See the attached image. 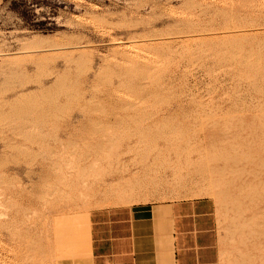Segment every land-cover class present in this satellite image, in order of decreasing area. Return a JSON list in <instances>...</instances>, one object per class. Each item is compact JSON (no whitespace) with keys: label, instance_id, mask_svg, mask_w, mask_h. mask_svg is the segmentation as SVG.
I'll return each mask as SVG.
<instances>
[{"label":"rangeland","instance_id":"1","mask_svg":"<svg viewBox=\"0 0 264 264\" xmlns=\"http://www.w3.org/2000/svg\"><path fill=\"white\" fill-rule=\"evenodd\" d=\"M263 125L264 0H0V264H87L60 214L166 201L204 207L223 264H264Z\"/></svg>","mask_w":264,"mask_h":264},{"label":"crops","instance_id":"2","mask_svg":"<svg viewBox=\"0 0 264 264\" xmlns=\"http://www.w3.org/2000/svg\"><path fill=\"white\" fill-rule=\"evenodd\" d=\"M204 212L170 201L96 209L87 264H222L216 223L196 219Z\"/></svg>","mask_w":264,"mask_h":264},{"label":"bare ground","instance_id":"3","mask_svg":"<svg viewBox=\"0 0 264 264\" xmlns=\"http://www.w3.org/2000/svg\"><path fill=\"white\" fill-rule=\"evenodd\" d=\"M222 32H223V31H222ZM154 35H155V34H154ZM231 35H232V34H231ZM226 37H227V36H226ZM218 38H219V37H218ZM149 39H150V38H149ZM159 39H160V38H159ZM187 39H188V38H187ZM183 40H184V39H183ZM172 41H173V40H172ZM183 43H184V42H183ZM180 44H181V43H180ZM256 76H257V75H256ZM256 76H255V77H256ZM260 78H261V77H260ZM262 79H263V78H262ZM261 82H262V81H261ZM57 83H58V82H57ZM256 84H257V83H256ZM256 86H257V85H256ZM259 90H260V89H259ZM43 91H44V90H43ZM45 91H48V90H45ZM41 92H42V91H41ZM30 99H31V97H30ZM14 100H15V99H14ZM16 101H17V100H16ZM30 101H31V100H30ZM19 103H20V102H19ZM27 104H28V103H27ZM33 106H34V105H33ZM38 106H39V105H38ZM40 107H41V106H40ZM52 108H53V107H52ZM23 109H24V108H23ZM32 109H33V108H32ZM14 111H15V110H14ZM17 111H18V110H17ZM19 115H20V114H19ZM211 119H212V118H211ZM262 123H263V122H262ZM263 126H264V125H263ZM261 132H262V131H261ZM263 133H264V132H263ZM263 133H262V134H263ZM260 134H261V133H260ZM254 135H255V134H254ZM243 138H245V137H243ZM246 138H247V137H246ZM246 138H245V139H246ZM251 138H253V137L251 136ZM247 139H248V138H247ZM253 139H254V138H253ZM259 139H260V138H259ZM262 139H263V138H262ZM241 140H242V139H241ZM257 140H258V139H257ZM188 141H189V140H188ZM249 141H251V140L249 139V140L247 141V144L244 143L245 145H241V146H244V148L242 147L243 149L246 148V145H249V144H248ZM252 141H253V140H252ZM244 142H245V141H244ZM242 143H243V142H242ZM242 143H241V144H242ZM249 143H250V142H249ZM262 143H263V142H262ZM250 144H251V143H250ZM263 144H264V143H263ZM102 145H103V144H102ZM249 146H251V145H249ZM249 146H248V147H249ZM211 147H212V146H211ZM213 147H214V146H213ZM262 147H263V146H262ZM215 148H216V147H215ZM242 148H241V149H242ZM249 148H250V147H249ZM251 149H252V147H251ZM255 149H256V148H255ZM218 150H219V149H218ZM223 150H225V149H223ZM232 150H233V149H232ZM245 150H246V149H245ZM245 150H243V151H242V150H241V151L239 150V151H240V155H243V154H244V155L246 156ZM252 150H254V149H252ZM172 151H173V150H172ZM235 151H236V150H235ZM235 151H234V154L237 153V152L235 153ZM239 151H238V152H239ZM246 151H247V150H246ZM254 151H255V150H254ZM257 151H259V150L257 149ZM220 152H221V151H220ZM223 152H224V151H223ZM232 152H233V151H232ZM243 152H244V153H243ZM249 152H250V150H248V152H247L248 155L250 154ZM255 152H256V151H255ZM255 152H253L254 155H255ZM177 153H178V152H177ZM226 153H227V151H226ZM228 153H229V152H228ZM228 153H227V154H228ZM241 153H242V154H241ZM256 153H257V152H256ZM260 153H261V152H260ZM218 154H219V153H218ZM218 154H217L218 157H219V156L222 157V155H218ZM220 154H222V153H220ZM224 154H225V152H224ZM232 154H233V153H232ZM253 154H252V152H251V155H253ZM228 155H230V154H228ZM256 155H258V154H256ZM256 155H255V157L257 158L258 156H256ZM259 155H260V154H259ZM215 156H216V154H215ZM224 156L226 157V155H224ZM231 156H233V155H231ZM231 156H230V157H231ZM237 156H238V154H236V157H237ZM228 157H229V156H228ZM238 157H239V156H238ZM238 157H237V158H238ZM261 157L264 159V155L261 156ZM239 158H241V157H239ZM239 158H238V161L240 160ZM247 158H248V157H247ZM262 158H261V159L259 158L260 161L262 160ZM223 159H224V158H223ZM242 159H243V156H242ZM242 159H241V160H242ZM245 159H246V158H245ZM248 159H249V158H248ZM248 159H246V160H248ZM252 159L254 160L255 158H253V156H252ZM231 160H232V158H231ZM231 160H229V161L231 162ZM253 160H252V161H253ZM243 161L245 162L244 159H243ZM256 161H258V159H257ZM263 161H264V160H263ZM234 162H236V161L234 160ZM250 163H251V160H250ZM250 163H247V164H250ZM228 164H229V163L227 162V165H228ZM232 164L234 165V164H237V163H233V162H232ZM247 164H245V165H247ZM252 164H253V163H252ZM252 164H251V165H252ZM260 164H262V163H260ZM233 165H232V166H233ZM238 165H239V164H238ZM238 165H237V166H238ZM251 165H250V168H251L250 171H251V170H252V171H255V168H253L254 170L252 169V167H253L254 165H253L252 167H251ZM257 165H258V164H256L255 166H257ZM263 165H264V162H263ZM224 166H225V164H224ZM228 166H229V165H228ZM230 166H231V165H230ZM240 166H241V164L238 166V167H239L238 169H240ZM243 166H244V165H243ZM258 166H262V165H258ZM258 166H257V167H258ZM243 168H245V166L242 167V169H243ZM258 168H259V167H258ZM260 168H262V167H260ZM224 169H225V168H224ZM227 169H228V167H227ZM248 169H249V167H248ZM248 169H247V170H248ZM262 169H264V167H263ZM256 170H257V171H260V169H259V170L256 169ZM218 171H219V170H218ZM250 171H249V174H250ZM252 171H251V172H252ZM257 171H255V172H257ZM262 171H264V170H262ZM233 172H235V171H233ZM233 172H232L231 174H233ZM239 172L243 173L241 169H240V171H238V174H239ZM245 172H246V170H245ZM174 173H176V172H174ZM226 173H227V172H226ZM257 173H260V172H257ZM222 174H224V173H222ZM235 174H237V173L235 172ZM246 174H248V173H246ZM246 174L244 173V175H246ZM249 174H248V175H249ZM251 174H252V173H251ZM251 174H250V175H251ZM253 174H254V173H253ZM260 174H261V173H260ZM262 174H263V173H262ZM248 175H247V176H248ZM254 175H255V174H254ZM256 175H258V174H256ZM256 175H255V177H256ZM237 176H238V175H236V178H237ZM240 176H241V175L239 174V177H240ZM247 176H246V177H247ZM260 176H261V175H259L258 178H254V177H252V178H253V180H255V179H259ZM262 176H264V175H262ZM234 177H235V176H234ZM244 177H245V176H244ZM260 178H262V177H260ZM155 179H156V178H155ZM239 179H240V178H239ZM61 180H62V179H61ZM157 180H158V179H157ZM253 180H252V181H253ZM164 181H165V180H164ZM232 181H233V179H232ZM161 182H162V181H161ZM177 182H178V181H177ZM240 182H242V181H240ZM262 182H263L262 184H264V180H263ZM137 183H138V182H137ZM137 183H136V184H137ZM148 183H149V182H148ZM66 184H67V183H66ZM82 184H85V183H82ZM136 184H135V185H136ZM149 184H150V183H149ZM151 184H152V183H151ZM177 184H179V182H178ZM72 185H73V184H72ZM86 185H87V184H86ZM86 185H84V186H86ZM126 185H127V184H126ZM142 185H143V184H142ZM144 185H145V183H144ZM159 185H160V184H159ZM243 185H244V184H243ZM64 186H66V185H64ZM75 186H76V185H75ZM120 186H121V185H120ZM137 186H140V183H139V185H137ZM147 186H148V185H147ZM149 186H150V185H149ZM152 186H153V185H152ZM154 186H155V185H154ZM244 186H245V185H244ZM88 187H89V186L86 187V191H89V188H88ZM91 187H92L91 189L93 190V184H92ZM116 187H117L116 190H113V189H115V188L110 189V188H109V185H108V188L106 187L107 189H105V192H102V193H104L103 197L105 196V197L107 198V196H108L109 194H114L118 199H120L119 201L121 202V200L124 201V198H125V197L127 198V196L134 194V193H135V192H134L135 190H138L139 188L142 189L141 186L138 187V189H137V188L135 189V188H134V185H133L132 183H130V184L127 186V189H126L125 191H123L125 187H124L123 189H121L119 186H116ZM135 187H136V186H135ZM145 187H146V186H145ZM150 187H151V186H150ZM175 187H176V186H175ZM224 187H225V186H223V188H224ZM74 188H75V187H74ZM96 188H97V187H96ZM99 188H100V187H99ZM104 188H105V187H104ZM111 188H112V187H111ZM154 188H155V187H154ZM240 188H242V187L240 186ZM244 188H245V187H243V189H244ZM247 188H248V187H247ZM254 188H255V186H254L252 189H254ZM94 189H95V187H94ZM134 189H135V190H134ZM144 189H145V188H144ZM226 189H228V188H226ZM252 189H251V190H252ZM260 189H261V191L263 190L261 187H260ZM92 190H90V191H92ZM96 190L98 191V189H96ZM99 190H101V189H99ZM254 190H255V189H254ZM86 191H85V192H86ZM90 191L87 192V193H90ZM93 191H94V190H93ZM93 191H92V192H93ZM101 191H104L103 188H102ZM101 191H100V192H101ZM122 191H123V192H122ZM258 191H259V190H258ZM60 192H61V191H60ZM71 192H72V190H71ZM71 192H70V193H71ZM79 192H80V191H79ZM83 192H84V191H83ZM85 192H84V193H85ZM227 192L229 193L230 191H227V190H226L225 193H227ZM235 192H236V190H235ZM87 193H85V194H87ZM94 193H95V192H94ZM94 193H92V194H94ZM221 193H224V192L222 191ZM244 193H245V192H244ZM66 194H67V193H66ZM66 194H65V195H66ZM72 194H73V193H72ZM81 194H82V193H81ZM97 194H98V192H96L95 196H96ZM207 194H210V195H211V193H207ZM215 194H216V193H215ZM241 194H242V193H241ZM46 195H47V194H46ZM69 195H70V194H69ZM79 195H80V193H79ZM98 195H99V194H98ZM219 195H220V194H219ZM238 195H239V194H238ZM238 195H237V196H238ZM242 195L244 196L245 194H242ZM67 196H68V195H67ZM73 196H74V195H73ZM82 196H83V195H82ZM85 196H86V195H85ZM95 196H94V197H95ZM71 197H72V196H71ZM88 197L91 198L92 196H91V195H90V196L88 195ZM88 197H86V198H88ZM94 197H93V198H94ZM99 197H100V195H99ZM105 197H104V198H105ZM232 197H233V196H232ZM232 197L230 196V198H232ZM238 197H240V195H239ZM238 197H237V198H238ZM241 197H242V196H241ZM245 197H246V196H245ZM252 197H253V196H251V198H252ZM254 197L256 198V196H254ZM257 197H258V196H257ZM259 197H261V196H259ZM74 198H75V197H74ZM76 198H77V197H76ZM79 198H80V196H79ZM101 198H102V196H101ZM108 198H109V196H108ZM112 198L114 199L115 197H111V199H112ZM69 199H70V198H69ZM102 199H103V198H102ZM102 199H101V200H102ZM113 199H112V200H113ZM115 199H116V198H115ZM128 199H131V198H128ZM234 199H235V198H234ZM249 199H250V198H249ZM253 199H254V198H252L251 200H253ZM257 199L259 200V198H257ZM261 199H262V197H261ZM65 200H66V199H65ZM107 200H108V199H107ZM109 200H110V199H109ZM109 200H108V201H109ZM131 200H132V199H131ZM242 200H243V199H242ZM70 201H71V202H72V201H75V199L73 200V198H72V200H70ZM110 201H111V200H110ZM117 201H118V200H117ZM117 201H116V202H117ZM256 201H257V200H256ZM256 201H255V202H256ZM262 201H263V200H262ZM43 202H44V201H43ZM50 202H51V201H50ZM61 202H63V201H61ZM102 202H103V201H102ZM112 202H113V201H112ZM124 202H126V201H124ZM124 202H123V203H124ZM243 202H244V201H242V203H243ZM82 203H83V202H82ZM95 203H97V202L95 201ZM95 203H94V204H95ZM103 203H104V202H103ZM113 203H114V202H113ZM84 204H85V203H84ZM243 204H244V203H243ZM49 205H50V204H49ZM118 205H119V204H118ZM234 205H235V204H234ZM42 206H43V205H42ZM42 206H41V207H42ZM76 206H77V205H76ZM237 206H238V205H237ZM240 206H242L241 203H240ZM43 207H44V206H43ZM231 207H232V205H231ZM233 207H234V206H233ZM233 207H232V208H233ZM238 208L241 209L240 207H238ZM45 209H46V208H45ZM69 209H70V208H69ZM237 210H238V209H237ZM38 211H39V210H38ZM56 211H57V210H56ZM35 212H36V211H35ZM35 212H34V215H35ZM67 212H68V211H67ZM238 212H239V211H238ZM31 213H32V212H31ZM36 213H39V212H36ZM30 215H32V214H30ZM224 215H225V214H224ZM35 216H36V215H35ZM88 217H89V215H87V217H86L84 220H83V219H82V220H78V219L72 218V217H71L70 215H68V214H66V215H65L64 213L60 214V221H61V222H60V224L58 225L57 234H56V236H55V239H56V248H57V251H58V252H57L58 255L65 254V253H63V252L65 251V248H66V247H70V248H72L73 250H77V248H76V244H77V239H78L79 234H80V222H81V221L84 222V225L86 226V232H87V229H88V223H89V222H88ZM34 218H35V217H34ZM32 219H33V218H32ZM31 221H32V220H31ZM43 221H44V220H43ZM223 221H224V220H223ZM34 222H35V219H34ZM36 222H37V220H36ZM235 222L237 223V221H235ZM235 222H233V223H234V225L232 224L233 226H235ZM38 223H39V222H38ZM31 224H32V223H31ZM237 224H239V222H238ZM244 224H245V223H244ZM262 224H264V223H262ZM232 225H231V226H232ZM239 225H240V224H239ZM245 225H246V224H245ZM257 225H258V224H257ZM260 225H261V223H260ZM26 226H27V225H26ZM237 226H238V225H237ZM240 226H241V225H240ZM37 227H39V226H37ZM37 227H36V228H37ZM238 227H239V226H238ZM241 227H242V226H241ZM46 228H47V227H46ZM231 228H233V227H231ZM235 228H236V227H234V230H235ZM242 228L244 229V227H242ZM260 228L263 229V227H260ZM40 229H41V228H40ZM231 230H232V229H231ZM236 230H238V229L236 228ZM23 231H24V230H23ZM32 231H33V230H32ZM236 232H237V231H236ZM240 232H242V229H241ZM256 232H257V231H256ZM46 233H47V231H46ZM250 233H251V231H250ZM29 234H30V233H29ZM41 234H42V233H41ZM241 234H242V233H241ZM38 235H39V233H38ZM39 236H40V235H39ZM241 236H242V235H241ZM45 237H46V236H45ZM45 237H44V238H45ZM31 238H32V237H31ZM31 238H30V239H31ZM37 238H38V237H37ZM45 239H46V238H45ZM45 239H43V236H42L41 241H42V240H45ZM50 239H51V238H50ZM38 240H40V239L38 238L37 241H38ZM37 241L35 240V243H36ZM33 242H34V241H33ZM42 242H46V240H45V241H42ZM42 242H39V243H42ZM37 243H38V242H37ZM29 244H30V243H29ZM50 244H51V243H50ZM40 245H42V244H40ZM43 245H44V244H43ZM43 245H42L41 247H45V246H43ZM34 246H37V245H34ZM47 247H48V246H47ZM33 248H34V247H33ZM38 248H39V246H38ZM44 249L47 250V248H44ZM44 249H42L41 253H39V256L42 254V252H43ZM51 249H52V248H51ZM32 250H33V249H32ZM39 250H41V249H39ZM39 250H38V251H39ZM33 251H36V252H37V250H33ZM44 252H45V250H44ZM222 252H223V251H222ZM46 253H47V251L45 252V255H46ZM48 253H49V251H48ZM48 253H47V254H48ZM237 254H238V253H237ZM240 254H241V253H240ZM243 254H244V253H243ZM249 256H250V255H249ZM249 256H248V257H249ZM237 257H238V256H237ZM246 257H247V256H246ZM53 259H54V258H53ZM233 259H237V258H233ZM240 259H241V258H240ZM227 260H228V259H227ZM248 260H249V259H248ZM32 261H33V260H32ZM225 261H226V260H225ZM243 262H244V261H243ZM249 262H250V261H249ZM249 262H248V263H249ZM228 263H229V262H228ZM31 264H32V263H31ZM222 264H223V263H222ZM234 264H235V263H234ZM240 264H241V263H240Z\"/></svg>","mask_w":264,"mask_h":264}]
</instances>
